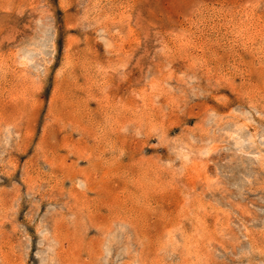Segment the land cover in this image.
Listing matches in <instances>:
<instances>
[{
    "label": "rangeland",
    "instance_id": "374dc122",
    "mask_svg": "<svg viewBox=\"0 0 264 264\" xmlns=\"http://www.w3.org/2000/svg\"><path fill=\"white\" fill-rule=\"evenodd\" d=\"M0 264H264V0H0Z\"/></svg>",
    "mask_w": 264,
    "mask_h": 264
},
{
    "label": "bare ground",
    "instance_id": "6f19581e",
    "mask_svg": "<svg viewBox=\"0 0 264 264\" xmlns=\"http://www.w3.org/2000/svg\"><path fill=\"white\" fill-rule=\"evenodd\" d=\"M238 144V143H237Z\"/></svg>",
    "mask_w": 264,
    "mask_h": 264
}]
</instances>
